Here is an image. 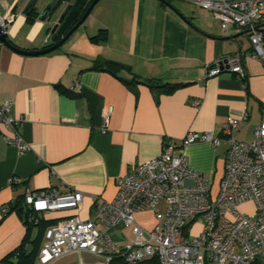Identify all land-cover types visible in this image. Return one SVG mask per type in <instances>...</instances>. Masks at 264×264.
Masks as SVG:
<instances>
[{"label":"crops","instance_id":"crops-1","mask_svg":"<svg viewBox=\"0 0 264 264\" xmlns=\"http://www.w3.org/2000/svg\"><path fill=\"white\" fill-rule=\"evenodd\" d=\"M51 1L56 0H37L36 11L40 14ZM166 1L171 7L160 0H102L65 45L50 54L25 56L0 43V102L13 101L10 116L24 119L20 132L31 147L20 155L6 143L12 132L0 124V264H17L19 252L41 249L45 229L37 219H92L96 204L114 199L117 179L136 165L160 157L166 144L174 143L192 169L210 176L217 191L225 173L227 147L197 143L181 149L188 133L219 135L228 119L248 112L247 123L233 136L242 142L254 139L264 115V58H254L250 35L234 27L224 32L210 12ZM31 3L0 0V17L15 16L8 32L14 45L41 50L47 43H56L48 42L51 29L70 3H60L44 23L39 14L32 21L25 16ZM101 30L108 31L107 40L93 42L91 38ZM237 55L247 81L230 73L204 79L207 65ZM99 60L126 68L115 74L93 70ZM135 80L144 84L125 83ZM149 82L183 86L166 93L146 85ZM77 84L81 90L72 92ZM13 177L21 183L12 186ZM47 189L60 194L79 191L83 203L78 210L64 213L30 210L24 201L26 191ZM5 207L8 212L3 214ZM28 210L32 226L25 220ZM136 221L150 230L156 224L155 214L138 213ZM109 235L121 244L133 240L131 228L116 227ZM38 254L33 264H41ZM50 264L105 262L82 253Z\"/></svg>","mask_w":264,"mask_h":264},{"label":"built area","instance_id":"built-area-1","mask_svg":"<svg viewBox=\"0 0 264 264\" xmlns=\"http://www.w3.org/2000/svg\"><path fill=\"white\" fill-rule=\"evenodd\" d=\"M183 1L210 12L225 30L249 31L254 58H264V0ZM14 19L11 13L0 17L1 30L8 34ZM205 70V80L223 73L240 81L248 78L238 55L219 59ZM81 88L77 84L71 90ZM12 108L13 101L0 102V124L12 132L6 143L24 155L31 151L20 132L24 119L11 117ZM248 119L249 113L244 112L239 119H228L219 135L191 132L181 141V149L197 143L227 147L225 173L217 191L210 176L192 169L174 143L166 144L160 157L136 165L117 179L114 199L96 204L92 219L70 216L47 228L38 254L40 263L90 253L105 264L117 257L129 264L151 258H157L159 264H264V115L251 142L233 136ZM19 183L18 177L10 179L12 186ZM83 199L79 191L60 194L55 189L27 190L24 198L37 214L78 210ZM247 205L254 207V214L241 212ZM147 211L154 212L156 220L150 230L136 221L138 213ZM7 212V207L2 209L3 214ZM199 218L203 224L194 234ZM116 227L131 228L133 240L124 244L114 240L109 232Z\"/></svg>","mask_w":264,"mask_h":264},{"label":"water","instance_id":"water-1","mask_svg":"<svg viewBox=\"0 0 264 264\" xmlns=\"http://www.w3.org/2000/svg\"><path fill=\"white\" fill-rule=\"evenodd\" d=\"M101 0H93L92 3L86 8L87 6V0H76L73 3H70L64 13L59 17V19L54 23V26L51 29L50 36L48 38V42L52 40V38L57 35L60 38V41L57 43H54L53 45H48V43L45 45V47L41 50H26L21 49L14 45L12 41L9 40L8 34L1 30L0 28V43L6 45L13 51L25 55V56H41L50 54L52 52H55L59 49H61L62 46L65 45V43L73 36L75 32L79 30V28L86 22L88 17L91 15L92 11L94 10L95 6L100 2ZM163 2L164 0H160ZM65 3V2H63ZM59 1H51L47 7L39 14V12L36 11V5L37 0H32V3L29 5L28 10L25 11V16L29 17L34 11L39 14V21L40 22H47L50 21L55 13V10L57 9V6L59 5ZM168 7H171V5L166 4ZM86 8V11H84ZM179 17L188 23L187 19L182 15L178 14ZM242 34H249V31H245ZM29 215H25V220L28 221Z\"/></svg>","mask_w":264,"mask_h":264},{"label":"trees","instance_id":"trees-1","mask_svg":"<svg viewBox=\"0 0 264 264\" xmlns=\"http://www.w3.org/2000/svg\"><path fill=\"white\" fill-rule=\"evenodd\" d=\"M59 3H63V2H68V3H73L75 2L76 0H58ZM93 0H87V6L86 8L92 3ZM163 4H168V2L166 0H164L162 2ZM86 8L84 11H86ZM37 12L34 11L29 17H28V20L29 21H32V18L34 16H37ZM108 38V31L107 30H101L96 36L92 37L91 40L93 42H104L106 41ZM52 40L54 42H58L60 41V38L55 35ZM122 68H126L125 66H123L122 64H119V63H115V62H111V61H103V60H99V61H96L95 65L93 66V70H96V71H108V72H112L113 74L116 73L117 70L119 69H122ZM137 84H144L142 83L140 80H135V81H125V83L128 85V86H133L135 83ZM146 85H148L149 87L153 88V89H158V90H162L163 92H166V93H171L175 90H177L178 88H180L181 84H168V85H157V84H154L153 82H149L147 83ZM25 201V200H24ZM25 209V208H24ZM31 210V209H30ZM20 212H23L20 211ZM28 214L29 215V218H30V215H31V211H26L24 212V216ZM57 222V220L55 221H39V225L44 227V229L46 230L47 228L53 226L55 223ZM27 225H30L32 226L33 222L31 223L30 220L26 221ZM40 250V249H39ZM38 248H36L32 253L30 254H24V253H18V257L20 258L18 263L17 264H33L34 263V258L36 256V254L39 252ZM16 253V252H15ZM14 253V254H15ZM111 264H129L127 263L123 258L121 257H117V258H114L112 263ZM136 264H159L158 262V259L157 258H151V259H148V260H144L142 262H139V263H136Z\"/></svg>","mask_w":264,"mask_h":264},{"label":"rangeland","instance_id":"rangeland-1","mask_svg":"<svg viewBox=\"0 0 264 264\" xmlns=\"http://www.w3.org/2000/svg\"><path fill=\"white\" fill-rule=\"evenodd\" d=\"M104 1H109V0H104ZM170 1H171V4L174 5V6L188 7V8H192V9H194L193 7H195L193 4H191L189 2H186V1H182V0H170ZM100 2L97 4V6L100 4ZM194 10H196V9H194ZM221 28H222V30L224 32L226 31L223 26H221ZM241 212L245 213V214H248V215H252V214L255 213L254 212V207L252 205H247L245 207H242L241 208ZM202 224H203L202 218H199L198 222L196 223V225L194 226V229H193V233L194 234L200 231Z\"/></svg>","mask_w":264,"mask_h":264},{"label":"flooded vegetation","instance_id":"flooded-vegetation-1","mask_svg":"<svg viewBox=\"0 0 264 264\" xmlns=\"http://www.w3.org/2000/svg\"><path fill=\"white\" fill-rule=\"evenodd\" d=\"M57 43V42H56Z\"/></svg>","mask_w":264,"mask_h":264}]
</instances>
